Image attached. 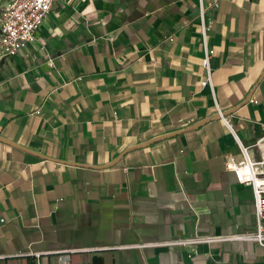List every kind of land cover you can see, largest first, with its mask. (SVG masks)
<instances>
[{
  "label": "crops",
  "instance_id": "1",
  "mask_svg": "<svg viewBox=\"0 0 264 264\" xmlns=\"http://www.w3.org/2000/svg\"><path fill=\"white\" fill-rule=\"evenodd\" d=\"M209 2L205 84L198 0H57L0 59V264H264L243 237L165 243L255 228L217 114L264 156V0Z\"/></svg>",
  "mask_w": 264,
  "mask_h": 264
},
{
  "label": "built area",
  "instance_id": "2",
  "mask_svg": "<svg viewBox=\"0 0 264 264\" xmlns=\"http://www.w3.org/2000/svg\"><path fill=\"white\" fill-rule=\"evenodd\" d=\"M57 0H0V59L5 56L15 55L26 42L33 40L35 31L41 24L46 14ZM209 0H198L199 14L201 18L200 34L204 45L205 56L203 64L208 68L209 56L213 52L206 44L208 26L203 16ZM210 82V70L208 76L201 84ZM253 101L257 100L253 98ZM218 114L228 125L235 136L240 148L241 157L238 160L228 158L224 165L233 171L239 183L249 185L253 191L255 228L253 231L232 234L227 236H209L205 238H173L166 241L167 244H183L200 240H217L232 237H243L264 245V156L257 159L251 155L247 145L240 142L233 127L228 122L226 115L218 109ZM259 143V142H258Z\"/></svg>",
  "mask_w": 264,
  "mask_h": 264
},
{
  "label": "water",
  "instance_id": "3",
  "mask_svg": "<svg viewBox=\"0 0 264 264\" xmlns=\"http://www.w3.org/2000/svg\"><path fill=\"white\" fill-rule=\"evenodd\" d=\"M217 115H219V114H217ZM180 130H176V131H172V132H169V133H166V134H162V135H159V136H156V137H154V138H152V139H150L149 141H148V143H151V142H153V141H155V140H158V139H161V138H164V137H167V136H170V135H173V134H176V133H178ZM0 139H3L1 136H0ZM132 147H128V148H126L125 150H123L114 160H112L110 163H109V165L110 164H113V163H115V162H117L122 156H123V154L127 151V150H129V149H131Z\"/></svg>",
  "mask_w": 264,
  "mask_h": 264
}]
</instances>
